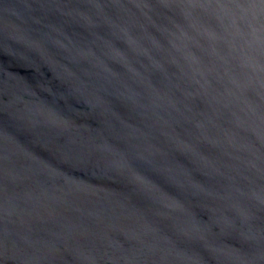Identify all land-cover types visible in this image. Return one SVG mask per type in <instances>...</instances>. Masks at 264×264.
Wrapping results in <instances>:
<instances>
[{
    "label": "water",
    "instance_id": "water-1",
    "mask_svg": "<svg viewBox=\"0 0 264 264\" xmlns=\"http://www.w3.org/2000/svg\"><path fill=\"white\" fill-rule=\"evenodd\" d=\"M0 264H264V0H0Z\"/></svg>",
    "mask_w": 264,
    "mask_h": 264
}]
</instances>
